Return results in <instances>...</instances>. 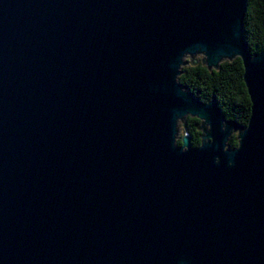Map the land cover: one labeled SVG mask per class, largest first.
<instances>
[{"label": "water", "instance_id": "1", "mask_svg": "<svg viewBox=\"0 0 264 264\" xmlns=\"http://www.w3.org/2000/svg\"><path fill=\"white\" fill-rule=\"evenodd\" d=\"M247 3L0 0V264H264ZM196 53L241 59L245 126L178 82ZM187 116L198 146L176 143Z\"/></svg>", "mask_w": 264, "mask_h": 264}, {"label": "trees", "instance_id": "2", "mask_svg": "<svg viewBox=\"0 0 264 264\" xmlns=\"http://www.w3.org/2000/svg\"><path fill=\"white\" fill-rule=\"evenodd\" d=\"M244 35L251 54L264 50V0H248L243 18ZM183 71V72H182ZM243 65L239 57L225 60L217 69L209 70L203 63L184 64L178 82L187 86V90L202 101L213 95L223 116L245 126L250 115V99L243 82ZM200 119L187 116L182 128L190 136L192 146L201 141ZM237 134L234 132L227 141V146H237ZM180 144V137L176 139Z\"/></svg>", "mask_w": 264, "mask_h": 264}, {"label": "rangeland", "instance_id": "3", "mask_svg": "<svg viewBox=\"0 0 264 264\" xmlns=\"http://www.w3.org/2000/svg\"><path fill=\"white\" fill-rule=\"evenodd\" d=\"M189 56H190V55H186V56L184 57V61H187V64H190V63H189V58H188ZM192 56H193V59H196V62H197V63H203L201 60H202V58L205 59V57H204V55H203L202 53H196V54H193ZM185 64H186V63H185ZM206 127H207V126H206ZM234 132L237 133L238 130H236V131H234ZM184 133H185V131H184V129L182 128V121L179 120V122H178L177 138H178V137H181Z\"/></svg>", "mask_w": 264, "mask_h": 264}]
</instances>
